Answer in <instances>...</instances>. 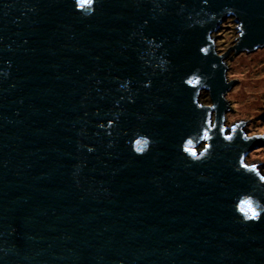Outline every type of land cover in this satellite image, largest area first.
I'll return each mask as SVG.
<instances>
[{
  "label": "water",
  "instance_id": "1",
  "mask_svg": "<svg viewBox=\"0 0 264 264\" xmlns=\"http://www.w3.org/2000/svg\"><path fill=\"white\" fill-rule=\"evenodd\" d=\"M92 7L0 0V264H264V208L244 222L233 207L264 205L246 162L264 134L225 126V60L264 47V0ZM137 131L154 141L142 156Z\"/></svg>",
  "mask_w": 264,
  "mask_h": 264
},
{
  "label": "rangeland",
  "instance_id": "2",
  "mask_svg": "<svg viewBox=\"0 0 264 264\" xmlns=\"http://www.w3.org/2000/svg\"><path fill=\"white\" fill-rule=\"evenodd\" d=\"M225 26L229 27L224 28ZM222 31H224L223 34ZM233 31L236 33V25L230 21V23H224L222 30L214 34L212 38L216 40L217 50L227 48L225 50L227 51L234 44L229 43ZM230 32L232 33L230 34ZM219 34L220 36H218ZM225 63L228 67L227 79L229 81L237 79L225 96L231 107L225 115L227 133L234 124L245 121L243 129L248 136L264 134V47L236 55L231 52ZM205 94V92L202 93L200 100L205 104H210L208 95L206 94L208 99L203 97ZM204 146L205 143L201 144L197 150L203 149ZM246 162L249 165H257L264 174V147L252 151L246 158Z\"/></svg>",
  "mask_w": 264,
  "mask_h": 264
},
{
  "label": "clouds",
  "instance_id": "3",
  "mask_svg": "<svg viewBox=\"0 0 264 264\" xmlns=\"http://www.w3.org/2000/svg\"><path fill=\"white\" fill-rule=\"evenodd\" d=\"M79 2L80 0H74L75 8L77 11H80L82 14H85L80 10ZM95 3L96 0H90V4L93 5L92 11H94ZM186 83H189V80L186 79ZM144 86L149 87L150 82H145ZM113 123L114 122L112 120H109L107 122V126H113ZM203 139L205 140L208 139L207 133L204 134ZM153 143L154 141L150 136L137 131L133 134V137L130 141V147L136 155L142 156L145 155L150 150ZM191 144L192 141L190 139L183 141V144H181V151L194 162L201 160L205 156L209 146L205 145L204 149L201 150L199 154H197L195 148L192 147ZM92 150H93L92 148H89V151ZM260 179L264 181V176H261ZM233 207L235 212L244 222H248V221L258 222L261 217V209L264 208V205H262L260 200L254 197L253 195L244 193L241 194L239 199L237 198L235 200Z\"/></svg>",
  "mask_w": 264,
  "mask_h": 264
},
{
  "label": "trees",
  "instance_id": "4",
  "mask_svg": "<svg viewBox=\"0 0 264 264\" xmlns=\"http://www.w3.org/2000/svg\"><path fill=\"white\" fill-rule=\"evenodd\" d=\"M227 23H230V21L226 22V24H227ZM227 27H229V26H225L224 28H227ZM233 30H234V29H233ZM221 33L223 34L224 31H222ZM231 33H232V32H230V34H231ZM218 36H220V34H219ZM218 36H217V37H218ZM230 36H231L230 38H232V39H231V41H230L229 43L232 44V43L235 42L236 33L233 31V33H232ZM226 49H227V48H223V50H219V49H218V52L222 53V52H224ZM203 97H204V98H207L206 94L203 95ZM207 99H208V98H207Z\"/></svg>",
  "mask_w": 264,
  "mask_h": 264
},
{
  "label": "snow or ice",
  "instance_id": "5",
  "mask_svg": "<svg viewBox=\"0 0 264 264\" xmlns=\"http://www.w3.org/2000/svg\"><path fill=\"white\" fill-rule=\"evenodd\" d=\"M189 83H190V84H195L196 81H195V80H191V81H189Z\"/></svg>",
  "mask_w": 264,
  "mask_h": 264
},
{
  "label": "bare ground",
  "instance_id": "6",
  "mask_svg": "<svg viewBox=\"0 0 264 264\" xmlns=\"http://www.w3.org/2000/svg\"><path fill=\"white\" fill-rule=\"evenodd\" d=\"M237 33V32H236ZM236 37H237V35H236Z\"/></svg>",
  "mask_w": 264,
  "mask_h": 264
},
{
  "label": "flooded vegetation",
  "instance_id": "7",
  "mask_svg": "<svg viewBox=\"0 0 264 264\" xmlns=\"http://www.w3.org/2000/svg\"><path fill=\"white\" fill-rule=\"evenodd\" d=\"M230 21H232V20H230ZM209 104V103H208Z\"/></svg>",
  "mask_w": 264,
  "mask_h": 264
}]
</instances>
